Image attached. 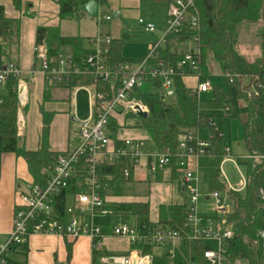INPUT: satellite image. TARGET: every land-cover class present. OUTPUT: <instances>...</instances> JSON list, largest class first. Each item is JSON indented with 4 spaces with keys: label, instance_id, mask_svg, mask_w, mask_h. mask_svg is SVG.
I'll return each mask as SVG.
<instances>
[{
    "label": "trees",
    "instance_id": "obj_1",
    "mask_svg": "<svg viewBox=\"0 0 264 264\" xmlns=\"http://www.w3.org/2000/svg\"><path fill=\"white\" fill-rule=\"evenodd\" d=\"M5 1L0 0V63L16 62L13 59L12 50L20 41V18L6 16ZM13 8L20 11L23 0H8ZM89 0H56L58 5V18L62 21L80 14L79 7ZM102 4L104 0H96ZM168 6L174 0H163ZM200 13L199 45L201 49L200 64L202 78H211V68L206 62L211 55L218 64L221 75L225 77V86H213L214 99L218 104L228 105L233 108L236 116L241 117L243 126V141L249 153L258 157L255 165L247 174V182L244 190L235 191L228 189L221 180L220 165L224 159L225 151H220V146L226 149L224 137H220L214 131L210 116L199 111V98L192 94L185 83L182 73L174 78V102L166 101L165 92L161 80L149 79L144 85L135 87L133 94L146 106V117H138L132 113L125 114L127 119L133 120V127L145 129L149 140L161 152L171 155L172 173L174 178L181 175L177 170L176 154L179 151V138L192 133L199 127L209 126L212 131V144L210 149H215L214 165L203 170L204 182L208 191H219L227 196L230 207L229 213L224 215L225 228L230 229L233 235L225 241L227 263L229 264H264V238L260 233L264 231V28H259L257 37L261 44L262 53L259 57L250 61L236 51L239 42V27L242 24H257L264 27L262 11L264 0H196ZM28 7V4H26ZM32 15L31 13L28 14ZM128 34L120 38L113 37L109 52L102 54L101 59L107 64L111 63H136L144 57H129L124 53L125 39ZM187 34L169 36L167 44L160 47L153 58L154 61L177 62L178 53L171 51V43L184 41ZM85 37L66 36L60 30V25H39L35 32V58L39 59V51L45 53L46 59L51 64L57 63L61 56V48L70 50L72 65L82 68L84 59L94 49L85 45ZM91 38L89 39V41ZM95 52V51H93ZM106 60V61H105ZM17 77L8 78L6 93H0V169L3 153H14L22 157L26 163L32 178V183L44 182L47 178V170L63 152L53 151L49 145V129L53 117L52 112L42 110L43 127L41 132L40 147L37 150L26 149L18 136L17 113L19 107ZM68 87L93 86L109 96L116 89L110 84H101L100 79L89 72H71L64 78ZM118 84V83H117ZM115 85V87L117 86ZM119 85V84H118ZM117 88V87H116ZM230 114V112H229ZM124 116V117H125ZM114 146L118 147L122 141L116 137L119 123L111 124ZM97 176L101 181L100 192L105 198L109 190L114 195H122L124 187L133 183L134 166L128 158L117 159L113 164L101 162L96 168ZM128 170V176L125 171ZM85 173L80 172L79 167L55 196V214L62 222L65 221L67 200L72 195L85 192L88 189ZM261 191L263 193H261ZM107 202V201H106ZM105 209L118 214L132 215L137 219L148 217L150 204L147 201H121L106 204ZM189 203L161 204L158 208L157 222H149L151 231L155 229L172 230L179 233L177 246L174 248L172 264H189L190 262H205L204 252L217 248V242L207 239H195L191 227L186 225ZM217 222L219 216L212 218L203 217L202 225L209 220ZM106 231V230H105ZM157 244L136 242L132 244L135 249H141L144 254H152ZM171 245V244H168ZM15 250L27 251V240L16 244ZM12 249V248H10ZM14 251V249H12ZM168 254L153 255V264H168Z\"/></svg>",
    "mask_w": 264,
    "mask_h": 264
},
{
    "label": "built area",
    "instance_id": "obj_2",
    "mask_svg": "<svg viewBox=\"0 0 264 264\" xmlns=\"http://www.w3.org/2000/svg\"><path fill=\"white\" fill-rule=\"evenodd\" d=\"M105 20H110L111 15L104 14ZM200 13L197 8L196 0H174L167 10V21L165 32L160 40L154 41L148 54L140 62L136 63H111L110 65L101 59V55L107 56L113 37L110 35L91 38V44L95 49L85 57L84 63L87 68H75L65 70L61 66L66 62L59 58L57 63L51 64L46 59L45 53L39 51L41 60V70L54 79H63L68 77L71 72H89L100 79V83L110 84L116 92L109 96L97 89L94 90L87 86H80L90 94L92 111L88 119L79 122L78 135L79 143L73 149L63 152L47 170V178L44 182L32 183L28 190L19 196V201L15 204L13 214V228L8 240L0 246V261L5 262L6 255L10 248L16 244L23 243L32 233H50L60 234L72 237L89 236L93 243V248H99L104 237V229L94 224L93 216L98 212H107L105 210V199L100 192L101 181L97 176L96 168L101 162L113 164L117 159L128 158L129 162L135 166L143 156L148 158L147 165L151 171L159 168L172 166L171 155L168 152L159 151L155 143L150 142L151 147L147 146V141L143 139H124L118 147L114 146L105 150L109 144L107 132H111L110 120L117 113L125 115L132 113L138 117L139 112H147L146 106L133 94L134 88L144 85L146 81L161 80L165 96L174 93V78L182 73L185 83L192 80L189 86L193 95L197 98L202 93L213 89L211 78H202V69L200 64ZM138 25L144 32L152 33L156 27L143 19L138 20ZM187 34L184 41L171 43V51L177 52L176 63L168 61H153L156 51L167 44L169 36ZM182 47V49H181ZM180 48V50L178 49ZM38 48H35L37 50ZM68 63L72 65V61ZM19 63L6 62L0 63V85L7 82L8 78H19L21 71ZM119 85H118V84ZM117 84V88L115 85ZM18 96L23 99L24 88L19 83ZM264 94V88L262 89ZM226 112L229 111L226 106ZM212 122V120H210ZM220 137H224L221 131H218ZM117 137V136H116ZM226 145V142H225ZM211 143L200 141L194 133H188L179 138L177 152V170L184 178L191 181L196 178L195 173L189 171L185 158H200L211 154ZM229 147L226 146V154H229ZM257 158L258 157H254ZM256 162V161H255ZM255 162L253 165H255ZM79 167L80 172L85 173L87 191L79 192L70 196V203L67 202L65 221L62 222L55 214L54 201L59 191L66 187L72 177L75 168ZM183 173V174H184ZM128 176V170L125 171ZM247 177L244 182L245 188ZM230 190L241 191L243 188L227 186ZM189 193V211L187 214V223L193 229L195 239H209L217 242V248L208 249L204 252L205 262H190L189 264H229L227 263L225 241L233 233L225 228L226 219L224 215L229 213L230 207L227 196L219 191H212L206 195V198H213L215 206L213 210L216 216H219L217 222L212 223L208 220L202 225L203 217L197 213V202L199 194L197 189H185ZM261 193H263L261 191ZM68 201V200H67ZM113 233L118 236L129 238L132 243L147 242L166 246L178 241L179 233L172 230L150 229L138 232L135 225L122 224L113 228ZM264 238V231L260 233ZM172 258L174 252L171 254ZM105 262L114 264H153V259L149 254H144L140 250H135L127 255H114L104 259Z\"/></svg>",
    "mask_w": 264,
    "mask_h": 264
},
{
    "label": "crops",
    "instance_id": "obj_3",
    "mask_svg": "<svg viewBox=\"0 0 264 264\" xmlns=\"http://www.w3.org/2000/svg\"><path fill=\"white\" fill-rule=\"evenodd\" d=\"M106 1L107 0H104V2ZM26 4H28V7H26ZM111 4L113 6L111 11H119V15L117 17H121L122 11L120 7V0H111ZM5 6L7 17L20 18L21 20V34L19 45L18 47L12 50L13 59L17 61V63H19L18 65L21 71L17 83V88L19 83L24 88V94H22L23 99L18 96V136L21 142L24 143L26 149H39L41 139L40 137L43 127L42 110L46 112H52L53 117L49 129V145L51 150L57 152H66L69 150H73L80 141L78 135V127L80 125L77 124L76 126L74 122H76L78 118L83 119L87 116H90V113L92 111L90 94L87 91L89 98L87 96L86 100H83L84 105L81 106L79 103L78 94L85 89H80V86L70 88L68 87V82L65 81L64 78L58 80L48 76L40 68L41 61L38 62L39 59L36 60L35 58V32L37 26L60 25V19L58 18V5L56 3V0H23V6L20 11L15 10L11 5L10 1L8 0L5 1ZM29 13H31L32 15L29 16ZM97 17H99V9ZM102 19L105 18H103L102 16ZM154 41H156V38L149 42V46H147L146 53L144 54L125 55L135 58L145 57L148 54L150 46ZM260 55V52L255 53L254 59L259 57ZM60 58L63 59L62 56H60ZM67 60L69 61L70 59ZM68 61L61 66L62 69L68 70L72 68L71 66L73 65L68 63ZM4 84L6 85V83ZM211 91L213 93V89ZM229 112L230 111L227 112L228 115ZM124 116L125 115H120L116 113L112 117L116 124L119 123L121 125H125L117 130V138L120 140L143 139L147 141V146L151 147L149 136L148 138H143L138 136L123 137L121 135H124V133L126 134L135 129H141L133 127L132 118L127 119L126 116ZM192 133H194L198 138V131H193ZM225 142L226 146H228V142ZM229 150L231 151L230 147ZM200 158L190 157L189 161L194 160L197 163ZM255 161H257V158H255ZM147 162L148 158L146 156H143L140 159L139 163L134 166V182L129 183L124 187L122 195H114L113 193H110L109 190L106 192L104 198L105 201H107L106 204L110 202H130L135 200H141L143 202L147 201L150 204V201L147 199L148 197L146 196H135L133 198H128L127 196H125L124 193V191L127 190L128 187L129 189H133L135 188V185L146 182L149 173L154 174L155 172V174H158V172L166 168L164 167L159 168L155 171H151L147 165ZM1 167L0 246L7 243L6 241L8 240L10 232L13 228V214L15 204L19 201L20 194L26 192L28 190V186L32 184V178L30 176L27 163L22 157H17L14 153L10 152L3 153L1 157ZM181 175L179 174V176L175 178L179 180ZM171 181L173 183V179ZM184 190L185 184L178 183V192L180 194H186ZM169 199L168 201L160 203L159 205L183 203L177 202V200H173V197H171L170 200ZM105 210H107V212H98L97 214L120 215L118 213L113 212L112 210ZM96 216V214L95 216H93V222ZM157 219L158 213L157 218L154 220H149L148 223H155L157 222ZM208 221L210 222V219ZM94 224L99 225L104 229V237L102 239V244L99 248H93L94 245L89 236L72 237L67 235L50 233H32L27 237V251L20 252L17 249L15 250V246H12L11 248L14 249V251L10 249L6 255L5 262L0 261V264H114L111 261L105 262L104 259L110 256L112 257L114 255H127L135 250L141 251V249H134L132 247L133 243L129 240V238L115 235L113 233L114 227L112 228V224L108 223L107 221H97ZM135 226L137 227L138 232L140 233H143L145 228L149 229L147 222L143 221L141 224H139V221H137ZM177 243L178 241L171 244V246L175 248L177 246ZM159 254L163 255V253H158V255ZM149 255L153 259L154 254Z\"/></svg>",
    "mask_w": 264,
    "mask_h": 264
},
{
    "label": "rangeland",
    "instance_id": "obj_4",
    "mask_svg": "<svg viewBox=\"0 0 264 264\" xmlns=\"http://www.w3.org/2000/svg\"><path fill=\"white\" fill-rule=\"evenodd\" d=\"M111 0H107L99 7V17H90L85 13L76 14L74 17L60 20V30L64 35H80L83 37H98L106 36L110 34L112 37L120 38L123 34H128L129 36L125 39L124 44V54L126 55H138L146 53L147 46L154 38L160 40L162 33L165 32L166 21H167V10L168 4L163 0H120V7L122 11L121 17L114 16L111 12L112 19L106 20L102 19L104 15L103 12L106 10H112ZM103 14V15H102ZM143 19L148 23L155 25L156 29L152 33L144 32L142 27L138 25V20ZM264 24V23H263ZM259 28H264L257 24H242L239 27L240 38L236 45V51L243 55L246 59L252 61L254 60L255 53H262L261 44L258 40L257 34ZM163 31V32H162ZM89 39H86L85 45L87 48L95 49V46L90 44ZM180 50V48H178ZM182 49V47H181ZM67 47L61 48V56L63 60L67 62L70 59L71 53L68 52ZM41 60L39 59L38 62ZM206 62L208 67L211 68V82L214 86H225V77L221 75L218 64L215 62L211 55L207 56ZM86 64H83V68H87ZM192 80H188L187 85H192ZM148 84V83H147ZM147 84H144L146 88ZM89 89L94 90V86H87ZM0 93H6V85L2 84L0 86ZM89 98L87 91L82 90L79 94V103L81 106L84 105L86 98ZM85 99V100H84ZM84 100V101H83ZM168 103L174 102L173 94L166 97ZM229 107L230 114L226 112V106L223 104H218L214 99L211 90L202 93L199 97V111L206 116H210L212 120L211 125L215 132L221 131L225 139L228 142V146L231 151L226 154V149L224 146H220V151L224 150V159L220 165V175L221 180L227 186L243 188L244 182L248 172L253 168L255 158L249 155L243 141V126L240 116H236L233 108ZM90 112V111H89ZM78 118L74 122L77 126L79 121L88 119ZM110 123L115 124L114 119L110 120ZM74 124V125H75ZM198 131V139L200 141L209 142L212 144V131L209 126H202L194 130ZM123 137L138 136L143 138H148V133L145 129H135L131 132L121 134ZM107 137L109 138V144L106 146L105 150H108L113 145V134L112 132H107ZM182 153V151H178ZM215 149L211 151V155L201 157L196 163L194 160L185 158V163L189 171L195 173L196 178L191 181H187L184 175H181L179 180L173 178L172 166H167L158 174L149 173L147 181L135 185L133 189H128L124 191L125 196L128 198L146 196L150 201V212L148 217H142L138 220L132 215L120 214V215H98L94 218V223L97 221H107L112 224V228L117 225L128 224L136 225L137 221L139 224L147 222L149 220H154L157 218L158 208L160 203L168 201V199L173 197V200L177 202H190L189 193L180 194L178 192V183L185 184V189L190 188L197 189L199 194L197 202V213L199 217L212 218L215 216L213 206H215V200L213 198H206L209 193L208 187L204 182L203 170L206 168H211L214 165ZM173 179V183L172 180ZM244 190V188L242 189ZM241 190V191H242ZM169 199V200H170ZM70 203V198L68 200ZM174 247L171 245H155L153 248V254L158 255V253L168 254L167 258L168 264H172V256ZM160 255V254H159Z\"/></svg>",
    "mask_w": 264,
    "mask_h": 264
},
{
    "label": "water",
    "instance_id": "obj_5",
    "mask_svg": "<svg viewBox=\"0 0 264 264\" xmlns=\"http://www.w3.org/2000/svg\"><path fill=\"white\" fill-rule=\"evenodd\" d=\"M99 7L100 6L96 0H89L87 3H85L79 7V11L82 13H86L90 17H97ZM110 12L115 16L119 15V11H116V10H114V11L106 10L103 12V14H109ZM262 21L264 23V7H263V11H262ZM138 115L142 116V117H146L147 112L142 111V112H139Z\"/></svg>",
    "mask_w": 264,
    "mask_h": 264
}]
</instances>
